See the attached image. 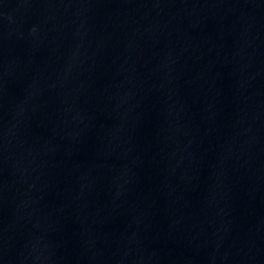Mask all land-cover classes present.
Instances as JSON below:
<instances>
[{
  "label": "water",
  "instance_id": "1",
  "mask_svg": "<svg viewBox=\"0 0 264 264\" xmlns=\"http://www.w3.org/2000/svg\"><path fill=\"white\" fill-rule=\"evenodd\" d=\"M0 264H264V0H0Z\"/></svg>",
  "mask_w": 264,
  "mask_h": 264
}]
</instances>
